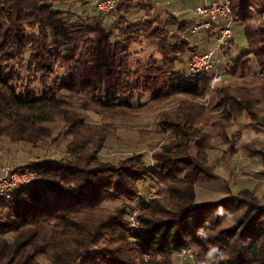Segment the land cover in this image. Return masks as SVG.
I'll return each instance as SVG.
<instances>
[{
    "label": "trees",
    "instance_id": "obj_1",
    "mask_svg": "<svg viewBox=\"0 0 264 264\" xmlns=\"http://www.w3.org/2000/svg\"><path fill=\"white\" fill-rule=\"evenodd\" d=\"M69 1L0 0V141L24 143L33 150L50 145L55 138L49 125L62 120L67 108L78 107L105 121H130L178 96L189 99L160 114L167 139L151 157L154 166L142 155L117 165L105 162L103 147L89 153L88 144L76 139L65 147L67 159L35 163L36 183L17 190L11 203L0 201V264H40L39 257L50 264H173L183 249H193L202 259L213 245L225 252V264H264V204L245 190L200 206L196 193L198 184L214 177L209 159L217 140L228 146L226 155L237 154L242 135L233 131V124L243 113L264 128L259 112L264 104V22L255 28L249 13L259 4L264 13V0H230L244 24L247 50L233 60L225 78H245L251 60L260 73L250 84L223 85L217 91H211V77L193 81L177 71L188 47L173 43L168 29L184 32L188 25L152 19L153 7L146 0H123L113 14L123 39L112 47L110 36L92 39L99 30L84 17L79 23L65 21L66 12L56 7ZM137 10L146 11L148 18L131 25L129 18ZM218 28L221 32L223 25L211 30ZM141 36L158 42L160 58L133 70L132 46ZM65 47L70 48L67 56L62 54ZM234 47L233 37L228 65L233 64ZM195 53L201 54L191 55ZM14 62H28L41 96L34 89L17 93ZM61 62L75 66L65 80L57 78ZM136 94L146 96V102H137ZM203 100L208 105L199 103ZM69 128L74 134L76 125ZM243 149L264 161V150L253 145ZM147 183L159 191L141 201L140 227L131 233L132 205Z\"/></svg>",
    "mask_w": 264,
    "mask_h": 264
},
{
    "label": "rangeland",
    "instance_id": "obj_2",
    "mask_svg": "<svg viewBox=\"0 0 264 264\" xmlns=\"http://www.w3.org/2000/svg\"><path fill=\"white\" fill-rule=\"evenodd\" d=\"M174 3H176L177 6H183V4H185L184 2H189L191 4V9L190 14L188 16L186 15H180L179 12H181V9L176 13H173V10L171 11H167V15L164 17L161 16H157L154 15V17L152 19H157V20H161L163 23H167L173 20H179L180 23L182 25H188L189 28L186 31H180V27H171L168 29V33L170 34V37L172 39L173 43H177L178 45H187L188 49H187V53L186 56L183 58L184 63H181V65L178 66V70L179 73H186L188 72V60L190 59V55L193 51H198V52H205V51H210L213 50L214 48L217 47L218 44V38H219V28L215 29V30H206V29H201L199 32L194 33V28L195 26L198 25L199 21L196 19V16L193 13V10L196 8V6L200 5V3L196 0H185V1H179V0H170ZM258 1H256L255 4H257ZM146 3H148L151 7L156 6V3L153 0H146ZM137 4V3H136ZM169 6V5H167ZM170 7V6H169ZM255 9L251 10L250 13V17L253 19L252 24L253 26H255V28L259 27L263 22H264V13L263 12H259L262 11L263 8H261L260 4L257 7V5L254 6ZM57 11H62V12H66L65 15V21L71 22V23H79V21L81 20H77L79 19V17H84V22L87 23H93L95 28H98L99 32L97 34H94L92 36V39L95 41H99V40H103L106 35L111 37V41H109V45L110 46H115L118 43L121 42V40L123 38L119 37V35H121V32L116 30V15H111V16H105V17H100L97 13V9H96V3L94 0L92 1H88V0H71L69 2H67L65 5H59L56 7ZM146 13V11H145ZM133 14V13H132ZM151 14V11L150 13ZM146 15H148L146 13ZM152 16V15H151ZM91 17V18H90ZM133 17H131L132 19ZM130 19V18H129ZM190 20V21H189ZM240 20L239 19L236 21L238 22ZM81 21V22H83ZM94 21V22H93ZM188 21V22H186ZM241 21V20H240ZM143 22V21H142ZM141 23V22H139ZM136 23V24H139ZM99 24V25H98ZM131 24V23H130ZM136 24H131V25H136ZM60 25L62 26V22H60ZM238 26V27H237ZM242 26V27H241ZM244 28V24L243 23H236L234 28H233V37H234V41H235V47L231 52V60H237L238 58L242 57V51L247 50V44L245 43L244 40V34H243V29ZM122 31H125L124 29ZM31 33V32H29ZM112 34V35H111ZM56 38L53 36L52 37V43L56 42ZM233 40V39H232ZM232 40L229 42V44L226 46V52L229 50V47L232 45ZM69 49L68 47H65L62 50V54L64 56H67L69 53ZM158 52V42L157 41H152V42H147L146 40H144V38L141 36L138 40L137 43H135L132 46V60H131V66L132 69H138V66H145L148 63L151 62L153 57H158L157 55ZM206 53V52H205ZM227 53H225L226 55ZM244 54V53H243ZM254 62V60H251V62ZM247 65L246 67V77L245 78H240V76L238 77H228L225 78V84L224 86H229L231 85V87H236L239 85L244 84L245 82L250 84L253 81V78H256L258 76V74L260 73L259 69L257 66H255L253 63H251ZM255 63V62H254ZM234 65V61L233 64L228 65V62H222L221 67L227 71V69H231V67H233ZM251 66V67H250ZM13 67H15V69L17 70V80L12 84L13 87L16 88L17 93H27L29 91V89L31 90H36L38 95L41 96L43 94V89L39 84H36L34 81V76L32 73H30L28 71V62H26L24 65H21L20 62H14L13 63ZM60 67V68H59ZM59 72L57 74V78H59L60 80H65L68 76V72L69 70L73 69L75 66L73 63L67 64V62L65 63H60L59 64ZM242 67V64H241ZM55 81V78L52 80ZM33 84H36L33 86ZM188 87L192 88V90L194 89V84L192 81H187ZM223 86V87H224ZM143 102H146L147 97L146 96H142L140 94H136V99L137 102L140 99ZM189 97L187 96H178L177 98L173 99L172 101L158 106V107H154L153 109H151L150 111L147 112H143L137 115L136 119L138 117L139 121H143L144 124L146 126H144L143 128H150L152 131L157 128H159L160 125V114L164 111H169V110H173L175 109L181 102L188 100ZM199 103H202L203 105H205V100L200 101ZM151 112V113H149ZM69 117H71L69 119ZM134 120H130V121H135ZM74 121H77L81 124V122L83 121L84 124L88 123L90 124L91 128H94L97 131H102L105 130V133L108 134L107 132L109 131L111 134V131H113V127H108L109 122H113V121H108V120H103L97 116L94 113L91 112H87V111H83L80 110V108L78 107H74V108H67L66 113H65V117L62 118V120H60L59 122L55 123L54 125H49V127H51L54 131V138L55 141L50 144V145H46V146H42L38 149L33 150L32 147H30L27 144H19V145H12L10 144L7 140H2L0 141V151H4V153H8V155H6L7 157L5 158L4 162L1 163L0 166V173H2V170L7 167L10 166L15 169V170H30L31 172L34 171V173L36 174V178H37V173L35 170H33V166L35 165V163H42L44 162V160H47V158L50 157H54L56 160H62V159H67L68 156L66 155L65 152V146L68 145L66 144V139H69L66 134L64 135V133L66 132V123L69 122L70 124H73ZM119 121H125V120H118L115 122H119ZM114 122V123H115ZM159 123V124H158ZM69 124V125H70ZM68 125V126H69ZM161 127V125H160ZM110 128V130H109ZM161 130V128H159ZM76 130V129H75ZM159 130V131H160ZM152 131H144L143 134L140 136V138L143 139H147L150 140L149 141V145H154L151 149L149 148V152L144 154L141 153L140 154H144V159H145V155L148 154V162L151 163L152 166H154V161L151 158V155H154L155 153H157L160 150V147L166 143V139L167 136H165L163 133H157L155 134ZM158 131V130H157ZM69 134H71L70 132V128H69ZM76 132H74V134L71 135H75ZM102 133H104V131H102ZM124 134V133H123ZM152 134H154V138H152ZM126 136V135H125ZM156 136V138H155ZM76 140L85 142L86 144L90 143L88 142L89 140L84 139L82 137L79 138H75ZM126 139V137H125ZM139 139V138H138ZM161 140V141H159ZM126 141V140H125ZM159 141V142H158ZM125 143V142H124ZM222 142L220 140L216 141V145L218 146L219 144H221ZM6 144V146H5ZM98 146L92 147L88 144V148L90 150V152H92L94 149H96L97 147H102L98 141H96L95 143ZM111 144V143H110ZM118 142L112 141V147L111 148L112 152L110 151V157L107 158L109 160L115 161L117 159L118 162H116V165L126 159L129 158L130 155L125 156L124 154H127L128 152L126 151V148H119L118 147ZM65 145V146H64ZM159 149L155 152H153L154 150H156V148ZM115 151H114V150ZM217 149V148H216ZM215 149V151H216ZM151 152H153L151 154ZM215 153V152H213ZM219 154V156L221 155V151L216 153ZM112 155V156H111ZM134 156H140V155H134ZM113 157V158H112ZM215 159H217V155L214 157ZM104 160H106V158H103ZM114 159V160H113ZM146 162V160H144ZM144 162V163H145ZM223 173H221L222 175ZM226 177V176H224ZM229 185H232V181L233 179L229 178ZM223 183V185L225 186V182H221ZM148 185V183H147ZM151 185V184H149ZM154 185V184H153ZM207 188H212L210 190H208ZM152 190H154V193H157L159 191V186H152V187H148L145 186L143 188L142 191V195H141V199L134 203L132 205V211L134 209H136L137 207H140V203L141 201H149L150 198H152V196L154 195L151 194ZM211 190L213 191L214 194H218L217 189L214 187H210V186H206L201 185L200 188L198 189L199 192V204H207V205H211L217 203V197L211 193ZM115 204L113 203H107V206H114ZM2 208L0 207V213L2 212ZM4 214H1V216ZM3 218H6V216L4 215ZM96 251V249H95ZM199 258V257H198ZM200 259V258H199ZM201 260V259H200ZM39 262L40 264H48L47 260H45L43 257L39 258ZM173 264H181L177 255L174 257V261Z\"/></svg>",
    "mask_w": 264,
    "mask_h": 264
},
{
    "label": "crops",
    "instance_id": "obj_3",
    "mask_svg": "<svg viewBox=\"0 0 264 264\" xmlns=\"http://www.w3.org/2000/svg\"><path fill=\"white\" fill-rule=\"evenodd\" d=\"M153 1L156 3V6H153V13L151 12L150 14L152 15V18L156 14L158 17L159 16L165 17L167 15V11L169 12L173 10V13H175V11L177 13L180 9H181V12H179L180 15L188 16L190 14L189 10H192L191 4L187 1L184 2L185 4H183V6L181 7L177 6L176 3L170 0H153ZM209 1L212 2L215 0H209ZM167 5H169L170 7ZM131 17L133 18L131 19ZM147 18L148 15H146L145 11L137 10L134 11L133 14L130 16V23L136 24L146 20ZM259 112L262 116H264V104L261 105V107L259 108ZM70 118L71 117H69V119ZM139 118L140 117H138L135 121H119L115 123L109 122L108 127L111 125L110 127L114 128L113 131H111V134L109 131L107 132L108 134H106L105 130H102L104 131V133H102V131H97L94 128H91L90 124L88 123L84 124L83 121L81 122V124L77 121H74L73 124L76 125V130H75L76 133L75 135H71L68 133L69 132L68 125L70 123L67 122L66 123L67 127L65 128L66 132L64 133V135L66 134L67 136H69L68 137L69 139H66V144H68L71 140L79 137L89 140L88 142L90 143L88 144L92 147L98 146L95 144L96 141H98V143L103 147V151L100 153L101 159L105 162L113 163L115 165L119 159L115 161L107 159L110 157V151L112 150L111 148H113L112 141L118 142L117 145L119 148L122 147L126 148V151L128 153L124 154L125 156L127 155L128 156L130 155V157L134 155L144 156V154L149 152V148L151 149L154 145H152L153 143L149 145L150 140L140 138V136L143 134L144 131H152V130L150 128H143L146 125L144 124L143 121H139ZM159 128H161L160 125ZM159 128L156 127V129L152 131L155 134L157 133V136L158 133L161 134V130ZM233 131L239 132L242 135V139L238 146V152L236 155H232V154L226 155L228 146L219 144L216 147L217 149L215 148L216 151L214 149L210 153L209 161H210V166L214 171V177L211 180H208L204 183H200L196 186L197 205L200 206L207 205V204H199L200 198H199L198 189L200 188L201 185L204 184L210 187L215 186L218 194H214L212 190L211 193L215 196L220 195V197L219 196L217 197L218 200L217 203L225 199H228L230 197L237 196L238 194H240L245 190H250L260 200V202L264 204V175H263L264 161L260 157H252L248 155V153L243 149V146L245 145H253L257 147V149L264 150V128L253 124L249 116L246 113H243L242 117L233 124ZM151 137L154 138V134H152ZM158 149L159 147L156 148V150H154L153 152L157 151ZM220 151H221V155L219 156V154L216 153ZM140 152L144 154H140ZM153 152H151V154ZM6 155H8V153L6 152L4 153V151H0V166L1 163L4 162L5 158L7 157ZM216 155L218 157L217 159L214 158ZM145 156L146 157L144 160H146L147 163L151 164L150 162H148L149 160L148 154ZM152 156L153 155H151V157ZM103 158H106V160H104ZM47 160H56V159L54 157L49 156ZM221 173L223 174L221 175ZM229 178L233 179L232 185L228 184L229 182H231L229 181ZM222 181L225 182V186L223 185V183H221ZM207 189L210 190L212 188H207ZM94 250L95 248H92V252ZM43 258L45 259V257ZM48 264L50 263L48 262Z\"/></svg>",
    "mask_w": 264,
    "mask_h": 264
},
{
    "label": "built area",
    "instance_id": "obj_4",
    "mask_svg": "<svg viewBox=\"0 0 264 264\" xmlns=\"http://www.w3.org/2000/svg\"><path fill=\"white\" fill-rule=\"evenodd\" d=\"M185 1V0H179ZM200 5L193 10L196 19L199 21L194 28V33L201 29L209 30L215 24H222L223 28L218 38L217 47L206 53H195L191 55L186 74L189 80L200 81L205 77H211V91H217L225 84V67L222 62H228L226 46L233 39V23L239 19L233 13L230 0H196ZM123 0H95L96 9L102 15L110 16L115 14ZM205 105L208 101L205 100ZM34 171L28 169L15 170L10 166L5 167L0 173V201L11 203L15 199V192L20 188L30 187L36 183L37 178ZM154 193L152 190L151 194ZM156 193L152 196L155 197ZM150 198V199H152ZM140 207L134 209L129 218V230L131 233L138 231ZM177 257L181 264H199L200 259L193 249H183Z\"/></svg>",
    "mask_w": 264,
    "mask_h": 264
},
{
    "label": "clouds",
    "instance_id": "obj_5",
    "mask_svg": "<svg viewBox=\"0 0 264 264\" xmlns=\"http://www.w3.org/2000/svg\"><path fill=\"white\" fill-rule=\"evenodd\" d=\"M227 257L225 252L217 245L207 249L199 264H225Z\"/></svg>",
    "mask_w": 264,
    "mask_h": 264
}]
</instances>
